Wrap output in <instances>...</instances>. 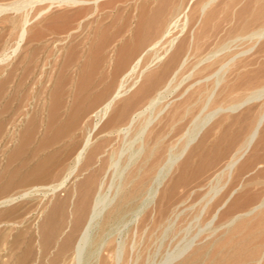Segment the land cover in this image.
<instances>
[{
	"label": "rangeland",
	"instance_id": "rangeland-1",
	"mask_svg": "<svg viewBox=\"0 0 264 264\" xmlns=\"http://www.w3.org/2000/svg\"><path fill=\"white\" fill-rule=\"evenodd\" d=\"M14 1L0 0V4ZM197 1L99 0L93 8L87 3L32 0L26 7L30 18L27 33L19 43L20 12H0V198L17 197L0 206V264H72L73 245L93 198L99 191L113 192V160L129 146L139 123L149 114V97L171 79L185 56L166 99L181 93L206 73L188 74L198 57L223 40L219 32L185 52L186 40L198 26L194 25L196 12L192 13ZM254 1L250 0L251 5ZM42 9L46 10L39 14ZM184 12L193 15L186 25ZM172 19L176 22L171 23ZM250 30L245 27L241 31L243 37L231 41L230 53L244 51L251 45ZM176 35L175 45L151 65V73L144 72L95 126L94 112L122 80L127 79L126 84H130L154 51L162 54L163 44ZM180 40L183 45L170 68L149 87H140L169 59ZM137 60L136 70L129 72ZM245 60V77L264 67V54H247ZM246 80L233 83L232 95L243 92L245 85L251 83ZM176 101L148 133L149 146L155 138L159 139L153 154L147 160L142 155L129 172V178H135L126 188L124 264H133L142 235L144 245L136 264H152L209 219L213 208L203 213L200 209L208 198L215 173L231 153L233 146L222 150L239 124V118L228 115L244 111L240 108L221 113L220 120L195 141L197 146L188 149L184 160L166 176L155 202L143 209L137 222L130 221L131 209L143 202L154 185L159 164L182 146L186 129L212 105L202 99L184 109L177 107ZM251 108L254 111L255 107ZM120 127L125 130L114 131ZM88 135L89 144L77 161L76 155ZM124 156L122 153L120 157ZM224 180L223 176L220 183ZM249 188L258 192L249 203L264 192L261 183ZM173 220L175 229L164 235ZM249 241L250 246L241 254L233 252L232 244H228L224 259L219 258L216 252L220 245L215 244L208 251L209 260L203 249L191 264H248L247 255L252 257L262 248L264 233L245 238L244 244ZM114 246L112 237L101 248L96 264H112Z\"/></svg>",
	"mask_w": 264,
	"mask_h": 264
},
{
	"label": "bare ground",
	"instance_id": "bare-ground-1",
	"mask_svg": "<svg viewBox=\"0 0 264 264\" xmlns=\"http://www.w3.org/2000/svg\"><path fill=\"white\" fill-rule=\"evenodd\" d=\"M98 1L58 0L59 3L65 4L87 3L91 4L93 8L97 7ZM258 1L260 2L256 5L255 3ZM31 2L32 0H16L11 3L0 4V12L9 10L20 12L19 40L17 43L27 33L30 18L26 7ZM254 2L251 5L250 0H199L193 5L192 13L196 12L194 25L198 26L190 32L186 40L187 48L185 52L190 50L193 44L198 47L206 42L211 35L219 32H222L223 40L214 43L198 57L188 74H200L205 71L206 73L185 86L181 93L169 100L166 99L171 92V83L175 73L186 61L185 56L180 59L171 79L149 97L146 107L150 110L149 114L143 117L139 123L129 146L120 152V156L122 153L125 154L124 158L119 156L113 160V192L102 193L99 191L93 198L87 220L73 245L72 264H96L101 248L112 237L115 240L112 264H124L123 253L126 245L124 232L128 223L124 213L128 200L126 188L129 182H132L135 178L132 176L129 178V172L142 155L144 160H147L153 154L158 146L159 139L155 138L152 145L149 146L148 133L151 132L153 124L159 121L170 104H173L176 100L177 107L184 109L202 99L212 103V105L205 112L198 115L186 129L182 146L174 153L169 154L159 164V174L154 185L148 189L143 202L131 209L130 221L137 222L143 209L155 202L166 176L178 163L184 160L182 157L188 149L197 146L195 141L201 139L213 123L220 120L219 115L221 113L234 112L240 108H243L244 111L228 115L229 117L239 118V124L236 126L237 128H235L226 148L222 150L224 152L225 149L233 146L231 153L223 166L215 173L214 181L207 193L208 198L200 209V213H203L207 209L213 208L209 219L193 235L181 239L182 241L176 247L173 246L174 248H172L171 246L160 258L157 257V260L152 264H191L192 261L199 258V254L203 249L209 260L208 251L215 244L220 245V249L216 253H219V258L224 259L227 250H229L227 249L228 244H232L233 252L241 254L250 246L251 239L245 245V238L264 233V225L261 224V222H264V192L256 201L249 203L258 193L257 190L254 191V188L249 187L258 183L264 184V67L254 71L252 76L245 77V68L248 63L245 56L253 54L254 57H257L264 54V0H255ZM45 10H40L39 14ZM192 17L193 15L190 17L187 12H184L183 25H186ZM175 22L176 19L171 20V23ZM169 25L170 22L167 24L166 29ZM245 27H251L249 34L252 41L251 45L244 51L230 53L229 44L231 41L243 37L241 31ZM177 38V35L172 36L163 44L164 52L162 54L154 51L150 60L143 65L139 74L130 84H126L127 79L122 80L112 96L94 112L95 126L107 115L117 98L123 96L144 72L151 73V65L158 62L161 56L175 45ZM182 42L183 40L179 41L169 59L162 63L157 72L149 74L148 80L140 87H149L170 68L176 59V55L181 50ZM138 60L130 67L129 72L136 70ZM244 78L247 79V83H251L245 85L239 96L232 95L233 83ZM251 102H255L252 105L255 107L254 111L251 108L252 106H247ZM154 107H156L155 110H153ZM141 112L143 113V110L137 112V114ZM134 118L135 114L131 116V122ZM120 130H125V127L114 129L116 132ZM89 141L88 135L76 155L77 161L83 156ZM223 176L225 180L220 183ZM15 198L17 197L13 195L1 197L0 206L7 205ZM244 202L249 204L241 208L240 205ZM228 212H230L228 216L221 218ZM175 226V221H170L166 230L167 233L164 235L171 233ZM236 236H239V238L233 240ZM142 237L144 236L142 235ZM142 237L136 244L133 264L141 259V249L144 245ZM134 244L135 240L133 239L130 244L131 249H133ZM247 260L248 264H264V244L256 255L252 257L247 255Z\"/></svg>",
	"mask_w": 264,
	"mask_h": 264
}]
</instances>
